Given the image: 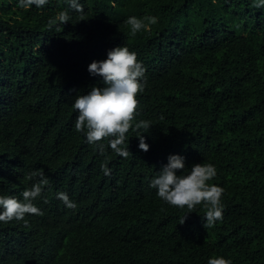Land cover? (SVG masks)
Segmentation results:
<instances>
[{
	"label": "trees",
	"instance_id": "16d2710c",
	"mask_svg": "<svg viewBox=\"0 0 264 264\" xmlns=\"http://www.w3.org/2000/svg\"><path fill=\"white\" fill-rule=\"evenodd\" d=\"M0 0V196L48 179L42 214L0 221V264H264V6L260 0ZM67 11L70 20L49 28ZM130 16L157 18L135 36ZM83 19V20H81ZM245 32V33H244ZM127 46L145 68L139 107L118 156L75 130L77 95L103 88L88 65ZM163 117V119H161ZM140 121L149 129H136ZM149 145L139 148V135ZM170 155L215 166L223 218L210 228L157 196ZM107 162L110 175L101 163ZM77 205L68 209L57 193ZM2 211V209H0ZM188 213V214H187ZM185 222L180 224L185 216Z\"/></svg>",
	"mask_w": 264,
	"mask_h": 264
},
{
	"label": "clouds",
	"instance_id": "9594fccd",
	"mask_svg": "<svg viewBox=\"0 0 264 264\" xmlns=\"http://www.w3.org/2000/svg\"><path fill=\"white\" fill-rule=\"evenodd\" d=\"M48 0H19L18 7L29 8L35 5L37 8L44 6ZM69 6L78 13H83V6L78 0H67ZM256 7L264 6V0H260ZM70 20L67 11H60L54 19L49 20V28L60 24H66ZM83 20V19H81ZM157 23V18L146 16L137 18L130 16L125 24L130 26V34L135 36L141 30L147 31L151 25ZM88 71L93 76H101L105 87H93L87 95H77L72 107L77 110L78 116L75 122L77 132H85L88 143L97 144L101 155L105 148L103 139H109L110 148L120 157L127 158L130 154L128 148L122 147L126 140V133L132 128V121L139 107L137 95L143 91L141 83L145 75V68L137 60L135 52L127 46H117L107 53V58L102 61H93L88 65ZM163 119V117H161ZM136 129H149L151 122L140 121ZM139 148L145 152L149 145L145 143V137L141 134ZM104 175H110L111 170L107 162L101 163ZM185 168L184 158L179 155H170L168 163L161 172L152 179L150 187L157 190V196L166 203L187 208L188 213L193 212L197 205L203 204L205 209V228L212 227L217 220L223 218V207L221 197L224 189L215 184L208 183L216 175L215 166L209 163L194 164L188 174L177 175L178 170ZM39 177L37 183L31 189L22 193L21 202L12 196H0V221L9 222L13 219L23 220L25 214L41 215V210L32 201L39 197L43 187L49 181L44 177L42 171L32 172L27 175L28 180ZM57 198L62 200L68 209H75L77 205L71 201L66 193H57ZM187 213V214H188ZM186 214L180 224L185 222ZM207 264H231L230 260L222 256L210 258Z\"/></svg>",
	"mask_w": 264,
	"mask_h": 264
},
{
	"label": "rangeland",
	"instance_id": "374dc122",
	"mask_svg": "<svg viewBox=\"0 0 264 264\" xmlns=\"http://www.w3.org/2000/svg\"><path fill=\"white\" fill-rule=\"evenodd\" d=\"M245 33V32H244Z\"/></svg>",
	"mask_w": 264,
	"mask_h": 264
}]
</instances>
